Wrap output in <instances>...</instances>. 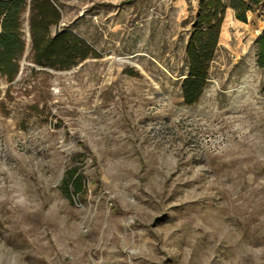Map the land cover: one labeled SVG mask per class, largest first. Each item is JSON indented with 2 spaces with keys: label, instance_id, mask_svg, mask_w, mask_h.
I'll list each match as a JSON object with an SVG mask.
<instances>
[{
  "label": "rangeland",
  "instance_id": "obj_1",
  "mask_svg": "<svg viewBox=\"0 0 264 264\" xmlns=\"http://www.w3.org/2000/svg\"><path fill=\"white\" fill-rule=\"evenodd\" d=\"M98 55L0 80V264H264V3L228 9L184 103L201 0H50ZM78 178L82 189L77 191Z\"/></svg>",
  "mask_w": 264,
  "mask_h": 264
},
{
  "label": "trees",
  "instance_id": "obj_2",
  "mask_svg": "<svg viewBox=\"0 0 264 264\" xmlns=\"http://www.w3.org/2000/svg\"><path fill=\"white\" fill-rule=\"evenodd\" d=\"M264 0H201L194 17V28L186 50L188 75L182 82L184 103H199L208 80L222 35L228 9L235 19L248 23L249 13H254ZM29 8L30 45L35 65L70 69L97 53L72 33L51 35V29L61 22V15L50 0H0V80L13 83L21 70V61L27 49L24 31ZM257 64L264 68V33L258 40ZM75 180L77 191L82 185Z\"/></svg>",
  "mask_w": 264,
  "mask_h": 264
},
{
  "label": "crops",
  "instance_id": "obj_3",
  "mask_svg": "<svg viewBox=\"0 0 264 264\" xmlns=\"http://www.w3.org/2000/svg\"><path fill=\"white\" fill-rule=\"evenodd\" d=\"M231 11H233L232 9H231ZM233 13L235 14V12L233 11Z\"/></svg>",
  "mask_w": 264,
  "mask_h": 264
}]
</instances>
